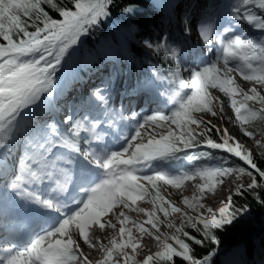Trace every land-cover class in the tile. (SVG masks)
<instances>
[{
	"label": "snow or ice",
	"instance_id": "obj_1",
	"mask_svg": "<svg viewBox=\"0 0 264 264\" xmlns=\"http://www.w3.org/2000/svg\"><path fill=\"white\" fill-rule=\"evenodd\" d=\"M148 2L164 13V24L175 22L181 6L190 4L181 17L183 30L202 38L206 52L213 51L210 36L218 16L209 14L215 7L211 0L198 23L191 12L199 0ZM144 3L0 0V231L6 245L0 247V264H92L82 243L103 250L96 264H215L226 227L252 206L264 207V151L254 156L228 127L204 116L238 122L264 150V140L256 139L255 132L257 122L264 123V36L256 40L235 32L244 22L264 32V0L230 3L233 25L216 32L215 59L193 65L184 62L182 44L166 31L155 39L141 36L144 29L133 20ZM117 8L124 22L114 24L113 34L99 47L81 53L82 37L111 22ZM133 45L147 55H138ZM145 64L150 78L138 80L125 94L162 96L169 83L177 82L187 91L175 94L179 107L171 113L141 116L112 104L116 69ZM238 78L247 82L245 87ZM213 90L227 98L234 120L226 117L225 101ZM118 121H132L134 133L123 134L125 146L113 150L108 136ZM260 135L264 137V127ZM198 148L203 149L198 155H184ZM181 158L221 164L176 175L149 171L151 162ZM197 178V193L183 198L186 207L161 195L164 185L181 189ZM146 198L153 210L139 207L138 201ZM33 207L50 214L53 226L17 248L8 238L16 220L13 209L26 213ZM128 212L144 213L147 220L133 219ZM158 212L166 219L161 221ZM94 227L116 229L118 237L104 245L95 238ZM145 235L154 237L157 250L137 260ZM257 246L259 264H264V237ZM246 254L245 246H237L232 264H241Z\"/></svg>",
	"mask_w": 264,
	"mask_h": 264
},
{
	"label": "trees",
	"instance_id": "obj_2",
	"mask_svg": "<svg viewBox=\"0 0 264 264\" xmlns=\"http://www.w3.org/2000/svg\"><path fill=\"white\" fill-rule=\"evenodd\" d=\"M58 3H63L65 0H56ZM144 11L136 17L133 22L138 23L144 29L141 33L142 37H148L155 39L159 34L158 31L161 28H165L167 24L162 22L164 13L156 9L148 0H145L143 5ZM55 16L54 12H50ZM124 22L122 14L119 12V9H114L112 14L111 22H106L99 29L93 31L92 35L82 39L84 40L83 46L81 48V53H85L89 50H94L96 47H99L105 40L107 36L113 34V26L118 25ZM31 30V29H30ZM2 42V41H0ZM133 50L136 51L138 55H147L145 51L137 45H133ZM151 69L149 65H143L141 76L145 77L149 75ZM214 121L215 117H210V114H204ZM258 127L255 129L256 133L260 132V129L263 127V123L259 121ZM203 149H197L194 151H189V153L184 155H198ZM264 151L260 149L257 152H254V156L259 158L260 152ZM215 154V153H214ZM198 166H220L221 162L219 160H198L195 161ZM222 244L220 251L215 258V264H222V259L220 255L226 252L228 249L239 245L244 244L247 248V254L250 259H252L256 254L260 255L258 242L261 237H264V207L254 205L249 209V212L244 216L240 217L238 221L234 222L233 225L227 226L226 229L221 234ZM206 251V249L201 250Z\"/></svg>",
	"mask_w": 264,
	"mask_h": 264
},
{
	"label": "rangeland",
	"instance_id": "obj_3",
	"mask_svg": "<svg viewBox=\"0 0 264 264\" xmlns=\"http://www.w3.org/2000/svg\"><path fill=\"white\" fill-rule=\"evenodd\" d=\"M186 36H188V35H186ZM188 37L190 38V36H188ZM182 38H183V41H184L185 40L184 39V35H182ZM192 38L196 39V40L193 41ZM189 42H191V44L183 46L185 52H188V54L191 57L189 59V63H191V65L196 64V63H201L199 60H195L193 55L190 53L191 52V48L190 47H192L193 45H196L198 43V40H197L196 36L195 35L191 36V38L189 39ZM199 49H200V47H199ZM186 59L187 60H185V62L187 61L186 63H188V58H186ZM206 59H207V61H204L201 64L210 63L212 60H214L213 57H211V60H209V56H206ZM128 70L129 69L127 68L126 71H124V73L128 72L127 76H126V79L130 78V75H128L129 74ZM237 82L241 83L242 87H245V85L247 83V82H243L239 78H238ZM173 83L177 84L181 88L179 83H177V82H173ZM122 84H123V82H122ZM117 85L118 84H115L114 88H116ZM123 86H125V83L121 87H123ZM175 94H176V92H173V93L170 92L169 95L173 96ZM214 94H219L220 98L225 101L226 117L227 116H231V117H233V120H234L235 119L234 113H233L230 105L227 103V98L222 96V93H217V90L214 91ZM111 102H112L113 105L117 104L115 94H112ZM160 111H161V113H171L173 111V109L172 108H164V109H161ZM208 118H209L208 116H205V119H208ZM214 121H215L214 123L219 121L222 126L228 127L229 132L233 136H235L241 143H244L246 145V147H248L250 150L253 151V153L260 150L251 137H246L245 136V133H244L243 129L240 128L238 122L237 123L229 122V123L225 124L223 121L219 120V117H215ZM120 122H122V121H118L117 124H119ZM127 122H129V121H126V123ZM263 127H264V123H263ZM256 139L264 140V137H262L260 135V132H259V133H256ZM122 147H124V146H122ZM122 147H120V149ZM151 163L153 165V168L149 169V171H151V170L167 171L168 173H171L172 175H176V174H179V173H181L183 171H187V170H181L179 168L170 169L169 167H164V166L162 167V165H164V164H159L158 162H155V161L151 162ZM191 169L192 168H190V170ZM229 179H234V178H229ZM235 179H238V178H235ZM199 182H200L199 178H197L196 181H191V180L186 181L184 187L181 188V189H176V188L172 187L171 185H164L162 187V189H161V195H163L165 197V199H167V200L174 201L176 204L180 205L181 207H186V206L183 205V198L185 196L192 197L194 193H197V189L194 187V185L196 183H199ZM211 195H212L211 193L208 194V197H206L205 202H207V199H209L211 197ZM138 205L141 208H145L147 210H153V205L149 202V198H146L144 200L138 201ZM128 214L133 219H136L138 221H146L147 220V216L144 213L128 212ZM157 215L159 216L161 221L166 219L162 212H158ZM108 218H110V216L109 217H105V219H108ZM171 219L175 220L176 219V214H173ZM176 222L178 223L179 221L176 220ZM113 223L117 224V229L120 227L119 223L116 220H113ZM160 228H161L162 232H166L167 231V228H166L165 224H161ZM138 234H139L138 230L134 229L133 230V235L137 236ZM94 235H95V238L100 243H102L104 245H108L110 243L111 239L118 237L117 230L116 229H112V228H105L103 230H100L98 227H94ZM140 243H141L142 251L137 256V260H142L145 257L146 254H151L152 252H155L157 250V245H156L155 239L152 236L145 235L141 239ZM236 247L232 248L230 251H228L227 253H225L222 256L223 257V264H232V260H233L232 252H233V249H235ZM81 248L85 252V254L89 255L90 260H92V264H96V262L101 260L103 258V256L105 255L103 250L101 248H99V247L92 248V247H89L88 245H84L82 243L81 244ZM129 251H130V249H129ZM247 260L248 259H247V254H246V256L242 258L241 264H259V262L258 263L256 262V260H258V259L250 260V262H248Z\"/></svg>",
	"mask_w": 264,
	"mask_h": 264
},
{
	"label": "bare ground",
	"instance_id": "obj_4",
	"mask_svg": "<svg viewBox=\"0 0 264 264\" xmlns=\"http://www.w3.org/2000/svg\"><path fill=\"white\" fill-rule=\"evenodd\" d=\"M142 95H146V93H142ZM130 96V95H129Z\"/></svg>",
	"mask_w": 264,
	"mask_h": 264
}]
</instances>
